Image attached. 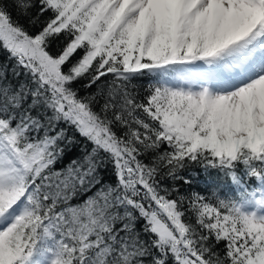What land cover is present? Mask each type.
Here are the masks:
<instances>
[{
  "label": "snow or ice",
  "instance_id": "snow-or-ice-1",
  "mask_svg": "<svg viewBox=\"0 0 264 264\" xmlns=\"http://www.w3.org/2000/svg\"><path fill=\"white\" fill-rule=\"evenodd\" d=\"M0 49V264H264V0H0Z\"/></svg>",
  "mask_w": 264,
  "mask_h": 264
},
{
  "label": "trees",
  "instance_id": "trees-1",
  "mask_svg": "<svg viewBox=\"0 0 264 264\" xmlns=\"http://www.w3.org/2000/svg\"><path fill=\"white\" fill-rule=\"evenodd\" d=\"M33 11H35V9H33ZM13 15L15 16V13H13ZM55 48L56 45L54 44L53 45L54 51ZM7 59H8V53L3 49H0V61H7ZM158 80H159L158 77L153 76L151 74H146L145 76L134 80L132 83L136 85V90L140 93L141 96H143L146 94V89L150 85L157 83ZM84 94H85L84 91L81 90V95ZM79 155H80L79 150L71 152L61 161L60 164L57 165V167L66 166L67 164L70 163L72 158ZM184 174L187 175L188 178L192 181L190 186L181 185V190L184 193L199 192L202 195L207 196L208 199L213 203H215V197L211 195L213 191L218 192V195L221 198H225V199H236L238 196L235 186L232 185L228 179L224 178L218 171L210 170L209 172L205 173L204 169L194 165L192 168L187 169ZM247 182L251 187H256L259 185V181L248 180ZM79 199L81 198L74 200L73 203L79 202Z\"/></svg>",
  "mask_w": 264,
  "mask_h": 264
}]
</instances>
